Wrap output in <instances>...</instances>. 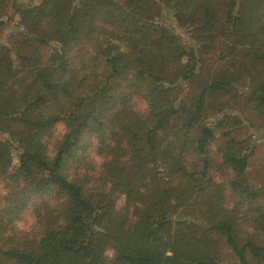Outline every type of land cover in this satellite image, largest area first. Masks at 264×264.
<instances>
[{"label":"trees","instance_id":"obj_1","mask_svg":"<svg viewBox=\"0 0 264 264\" xmlns=\"http://www.w3.org/2000/svg\"><path fill=\"white\" fill-rule=\"evenodd\" d=\"M244 99L264 125V0H0V264H264Z\"/></svg>","mask_w":264,"mask_h":264},{"label":"rangeland","instance_id":"obj_2","mask_svg":"<svg viewBox=\"0 0 264 264\" xmlns=\"http://www.w3.org/2000/svg\"><path fill=\"white\" fill-rule=\"evenodd\" d=\"M10 10L11 9H8L6 11V14L9 13ZM15 31H16V26H15L14 22H12V21L9 22L7 24V26L3 29V33H2L3 42H5V40L7 41V38L10 35H12ZM238 95L241 96L240 92H238L237 96ZM234 99H235V97L230 98L228 96V97H226L225 100L228 103H234L235 102ZM244 101H245V99L242 102H240V104H238V106L235 108L238 109V111L241 109H242L241 111H243V109H247V111L244 112V114L247 116V122L246 123H248V121H249V123H253L254 125H256L257 128L255 126L253 129L258 135H260V133H262V130H264V125L261 124L262 122L259 119V117L257 116V114H255L252 111V109L250 108V106ZM145 108H146V105L143 102L137 101L138 111H144ZM78 123H79L78 115L76 114V112H72V113L66 115V118L63 121V123H61L58 126V133L60 135H63V136L65 134L71 133L74 130H76ZM248 132H249L248 129L244 128V130L241 132H234V134L232 136L234 139L243 141L244 139H246ZM216 150H217V148L214 145L213 151H216ZM93 158H94L95 163L98 166H100L102 163V159H100L95 153H93ZM43 176H44L43 180H45V181H48V179H50V177L47 174V171L43 172ZM246 178L254 186L261 189V191L263 193L262 194L263 199H264V138L262 140H260L257 144L256 153L253 156V158L251 159V161L249 163V167L246 171ZM3 193L4 192H3L2 188L0 187V194L2 195ZM124 205H125V198H121L120 201L118 202V207L121 208ZM37 229H38V226L36 224L35 215L32 211H30L21 221H19L17 223V230L19 232H22V233H34L37 231ZM223 254H224V264H230V263L237 262V258L235 257V255L233 253H230L228 251V249Z\"/></svg>","mask_w":264,"mask_h":264}]
</instances>
